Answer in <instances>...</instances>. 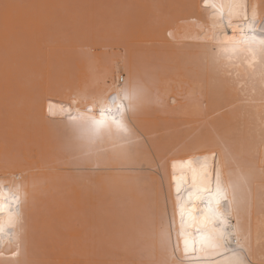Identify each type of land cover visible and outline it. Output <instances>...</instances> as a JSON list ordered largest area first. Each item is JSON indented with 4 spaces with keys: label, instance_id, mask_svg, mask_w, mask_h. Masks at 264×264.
Returning <instances> with one entry per match:
<instances>
[{
    "label": "snow or ice",
    "instance_id": "obj_1",
    "mask_svg": "<svg viewBox=\"0 0 264 264\" xmlns=\"http://www.w3.org/2000/svg\"><path fill=\"white\" fill-rule=\"evenodd\" d=\"M88 7L91 6L0 4L4 100L0 236L6 231H18L20 244L27 226L26 208L37 207L49 192L67 199L73 194L72 189L87 179L88 196H93L104 186L118 187L121 174L136 170L131 162L138 159V153L156 159L140 120L160 111L177 112L174 106L183 98L180 92L183 83L179 80L182 71L191 78L193 74L187 70L195 66L202 73H210L222 87L238 81L249 84L248 89L242 84L241 91L252 108L258 106L264 124V0L258 3L203 0L202 8L208 15L202 17L197 44L201 51L195 57L169 53L163 45L157 51L145 53L136 43L129 16L95 17L93 22L79 11ZM118 7L130 10L140 6ZM57 8L75 10L79 46L51 63L46 87L37 84L32 88L28 126L22 139L10 143V131L17 123L11 110L10 92L23 54L19 43L21 10L42 17L47 10ZM164 23L161 15L156 27ZM167 35L172 37L173 33L169 31ZM172 73L178 77L175 90L169 78ZM52 93L63 98L54 102ZM106 143L107 147H103ZM50 144L59 145L70 158L61 161L59 174L50 182L52 186L47 191H37L36 182L29 183L23 170H38L36 163L30 162L37 161V153L42 161ZM199 152L206 154H196ZM188 154V160L172 164L175 210L180 216L184 255L203 256L180 260L175 255L179 244L169 252L171 239L165 214L160 213L157 218L154 212L150 220L135 226L137 241L133 246L139 247L142 255L152 254L141 264H264V167L260 189L254 192V169L231 149L226 135L216 134L212 140L205 138L190 146ZM139 171L151 172V168L141 167ZM253 208H258L261 216L255 245L251 225ZM4 216H7V228ZM188 225L199 238L198 249L195 239L190 242L187 236ZM157 247L160 259L154 258ZM257 250L259 261L253 259ZM19 251L18 244L13 255ZM169 255L175 256V260L168 259ZM89 264L106 262L90 260Z\"/></svg>",
    "mask_w": 264,
    "mask_h": 264
},
{
    "label": "bare ground",
    "instance_id": "obj_2",
    "mask_svg": "<svg viewBox=\"0 0 264 264\" xmlns=\"http://www.w3.org/2000/svg\"><path fill=\"white\" fill-rule=\"evenodd\" d=\"M89 1L0 0V4L19 3L45 5H87L91 7L86 8L87 10L85 8H81L79 9V11H81L82 13H86L89 19L93 20V22L94 18L98 17V15L103 16L102 18H104L105 13L107 12V8H110V10L117 9L121 11L120 7L119 9L117 8L122 3L121 0H118L121 3H119L117 0H105L106 3L111 1V3H108L110 7H107V4L102 3V1L104 0ZM116 1L119 4H117ZM142 1L140 3H142ZM152 1H154V3H152ZM144 2L145 3H142V7L144 9V12H142V14L146 12L145 15H142L141 12H137L136 15L134 14V16H130L133 19L136 18L134 19L135 22H133L131 28L135 33L136 43L139 46H145V44H141L142 41H146V39L144 38L146 34L143 35L144 31H147L149 34L151 33V31H153L152 33L155 34L154 39H150L157 41L160 46L163 45L164 50L169 53H180L185 54L189 57H195L200 54L201 50L197 47L200 39L198 38V32L201 24L203 23L202 17H206L208 15L203 11V0H144ZM216 2L221 3L226 2V0H216ZM251 2L258 3L259 0H251ZM98 3L99 5H103V7L105 8L104 12L100 11V14L99 12L98 14L96 12L97 10H99V6L95 7L94 5H98ZM136 3H138V0L136 1ZM130 4L127 3V5ZM121 5H125V2ZM152 5H159L162 8H165H160V10L165 11L164 14L160 13L163 11H158V13H160L165 18V23L160 27H156V22L153 25L154 21L152 22L150 20V17L148 18V15L152 12V9H154L153 7H151ZM128 10L129 9H127L126 11V9L122 8V15H119H127ZM74 11V9L57 8L54 10H47V14L42 17H34L29 10H21L19 43L23 54L21 55L18 66L15 69L10 92L11 110L15 113V120L17 122L10 131V143L13 141L18 142L23 138L25 128L29 123L28 112L31 100V90L37 84H40L43 87L47 86V74L49 66L51 65V58L59 60L60 57L62 58L63 51L61 50L64 47L76 48L79 46L75 36L76 22L73 15ZM130 11L133 14L131 9ZM114 14L115 13L112 12L106 13L108 17H113L116 15ZM133 19L132 21H134ZM148 20H150L151 23ZM146 21H148L149 23H147ZM65 22L69 23L70 31L72 33V36L68 37L69 40L67 43H64L62 41L59 42V37L61 34L59 26H61ZM169 31L173 33L172 37H168L167 33ZM147 37L148 36H146V38ZM147 39H149V37ZM153 40H151V42L150 40H147L150 42H148L149 45H151ZM148 43L146 45H148ZM2 47L3 41L2 38H0L1 119L3 116V112L1 111H3L4 107L2 90ZM147 47L149 48V46ZM154 47L156 48V46ZM145 49L147 50V48ZM145 49L143 50L146 53ZM151 49L152 47L150 46V49L147 51L149 53L150 51H155ZM68 50L69 54L72 48ZM59 54L60 57L58 56ZM187 71H190L193 74L191 78H189L183 71L179 74V80L183 83V87L180 88V92L183 94V98L178 101L176 106H174L177 108V112L175 114H170L169 112L160 111L153 114L152 116L141 117L140 126L144 132L145 137L147 138V142H150V145H152L153 150L156 152V159L154 160L150 156L145 157L138 153V159H135L131 162L133 168L136 170L121 174L122 181L118 183V187L109 188L108 186H104L102 190L98 191L93 196H88L89 184L87 179L85 180L83 185H76L72 189L73 194L68 198H70L71 200H77L80 195H85V197L91 199L92 201H95L94 203H91V205L93 204V208H90L91 205L89 206V203H87L88 208L85 207L87 208L86 213L84 211L85 208L82 210V212L84 211L85 213V219L79 215L75 217V215L73 214L76 209L75 206L74 208L72 207L73 211L70 210L72 204H69L70 202H68V204L66 203L70 200L62 198L57 193L49 192L48 197L46 199L40 200L38 206L35 208L28 206L26 208V215L28 218L27 226L21 238L23 241L22 244H20L18 240V231L14 230L11 233H8L6 231L2 236H0V264H46V259H44L43 254L40 253V250L43 246L41 245L38 238L39 234H42L44 236L43 233L48 229L45 228L48 227V222L50 225L47 233H51L50 235H48L49 233H45V235H47V237H50V246L52 247L49 250L44 249L47 253L51 250L58 251V249L61 248L60 245H62V248L64 249V243L59 245L56 242H58L57 239H60V242L63 241V239H65L63 236H65L66 234L68 236L71 235L73 238H76L73 239L74 241H71V246H69L70 243L69 245L66 244L68 247L66 248L65 246V248L68 250L63 253L61 252V250H63L62 248L59 250V253H62H60L61 255H59L58 252H55L58 253L59 256H57L56 261H54L55 263L51 262L52 264H89L90 260L105 261L106 264H113L114 261H119L120 264H141L142 260H147L149 258V255L152 254L142 255L141 249L139 247L133 246L137 241L134 230L138 222L142 223L146 220H150L154 212L157 213V218L160 213L165 214V226L169 228L171 239L169 252H171L172 247L179 244V248L177 249L175 255L179 256L180 260L202 258L203 254L200 253H198L197 255H184V236L180 235V216L178 210H175V185L171 182L173 174L172 164L174 162L179 164L181 161L188 160L190 158L188 154L190 146L199 144L205 138L212 140L215 138L216 134L226 135L231 149L240 157L241 161H243L246 165H250L254 169L252 188L254 192H258L261 186V168L264 167V136H262V129H264V124L261 123V115L258 111V106L257 108H252L248 104L244 92L241 91L242 84H244L246 89L250 87L249 84L245 83L244 81H238L228 87H222L219 81H217L210 73H202L195 66L188 69ZM169 78L174 82L173 90H175L176 82L178 79L177 74L172 73ZM52 95L54 98V102H58L63 98L57 93H52ZM204 112L207 113L206 116L202 115V113ZM162 114L166 116V118ZM158 115L164 118H160L159 116L160 119H157L156 116L158 117ZM163 119H167V124H175L176 120V123L182 120L183 122L185 121L186 124L194 125V127L192 126L193 129H191V132L189 131L190 134L189 132L188 135L185 133V135H187L185 137V135L182 134L183 132L181 133V131H184L186 126L184 127V129H181L179 131L178 129H180V123H178V128L175 126L177 124H172L173 126H171L170 124L168 126L165 125V120ZM159 121L163 122L164 124L160 123V126ZM182 121L180 122L183 124ZM56 123H59L58 118L56 120ZM163 125H165L167 129L163 127ZM1 127L2 130L0 132V155H2L3 151V121L0 122V128ZM170 127L177 128V131H179L180 133L175 136V134H177L175 133L177 132L176 129H170ZM156 128H159L161 130H158ZM163 129L164 134H162ZM168 129L175 133L173 137H170L173 135V133L168 132ZM187 129L185 130L187 131ZM168 133H170L171 135H169ZM181 134L184 137H180ZM153 136L155 139H149V137ZM165 136L169 137V140L167 139L166 141L165 139L164 141L163 139L165 138ZM175 138H179V141ZM182 138L183 140H181ZM152 139L154 140L152 141ZM157 140H163V142L159 143L160 141L158 142ZM161 144L165 147H163ZM103 147H107V143ZM196 154L205 155L206 153L199 152ZM40 155V153H37L36 162H30L36 163V168L38 170L28 172V169L25 168L23 171L27 173V181L29 183H31L33 180L36 182L37 191H40L41 189L47 191L52 186L50 182L54 181L55 177L59 174L57 172V168L61 166V161L66 162V160L70 158V154L63 152L59 145L50 144L48 146V151L44 154V159L42 161L40 160ZM101 159H103V157H101ZM141 167L151 168V172H141L139 171ZM2 174L3 166L2 164H0V175ZM177 174H179V170H177ZM90 175L91 174H85L86 177ZM144 176H147V179H143L142 177ZM81 187L84 188L83 192H81ZM78 200V203H80L81 200ZM85 201L88 200L86 199ZM82 203L83 202H81L79 205L81 206ZM68 205L69 207H67ZM45 207H47L46 213H44L45 211L42 209ZM48 207H50L49 211ZM53 208H56V211H54ZM64 209L68 211L67 214L65 213L66 210ZM42 211L43 214H45V216L43 215V217L41 215ZM71 211L72 215L70 214ZM47 212H49V214ZM82 212L75 214H82ZM67 216L69 217L68 219L66 218ZM49 218L50 220H48ZM77 218H80L81 220L78 221ZM2 219L4 220L5 226L7 228V216H4ZM41 222L45 224L42 225ZM66 222H68L67 225ZM260 222L261 216L259 214L258 208H253L251 214V225L253 230L254 245L256 243V240L258 239L257 230L259 228ZM59 224H62V226ZM76 224L78 225L77 227H75ZM40 225L41 228L44 226V232L43 230L39 231L38 228H40ZM59 229H61L62 231ZM63 229L65 231H63ZM62 232H65L66 234L64 235ZM194 233L195 229L191 225H188L187 236L190 242L195 239V246L198 249L199 238L198 236H195ZM79 237L81 240H90L91 242L95 241L94 243L97 242L95 245L99 244L98 246H100L101 248H104L107 245V248L109 247V249H111V252L108 254L107 252H109V249L107 248H104L105 252L103 251L104 249L102 250V252H100L101 249H99V252L97 253L93 252V254L90 252L93 255H90L91 257H87L88 259L84 261L85 258L83 257V259H81V257L79 256L80 253L77 251L79 250V248H81V245L79 244L81 243V240L79 241V243L77 242V239ZM61 238L63 239L61 240ZM50 239L48 238V240ZM76 242L78 243V245L75 244ZM18 244L20 246L19 254L14 256L13 253L17 251ZM88 244L84 245H86L88 248L90 246V243ZM39 245H41V248H39ZM91 246L93 248L90 249H96L95 246L92 245V243ZM70 247L73 249H71ZM38 248L40 249L39 251ZM69 248L71 251L69 250ZM75 249L76 252H74ZM114 249L119 252L116 251L117 253H113ZM46 252L43 253L45 254ZM55 253L53 252V254ZM53 254H45V256L48 257V255H50L51 257V255ZM116 257L118 259H115ZM49 258H47L49 260L47 261L48 264L50 263ZM154 258H161L158 247L157 251L154 254ZM260 258L261 257L259 255V251L257 250V254L253 257V259L259 261ZM168 259L175 260V256L169 255Z\"/></svg>",
    "mask_w": 264,
    "mask_h": 264
},
{
    "label": "rangeland",
    "instance_id": "obj_3",
    "mask_svg": "<svg viewBox=\"0 0 264 264\" xmlns=\"http://www.w3.org/2000/svg\"><path fill=\"white\" fill-rule=\"evenodd\" d=\"M77 1H78V0H77ZM86 1H87V0H86ZM88 1H89V0H88ZM117 1H118V0H117ZM117 1H116V2H117ZM129 1H130V0H127V3H128V4L131 3L130 5H132V3H133V5H135V4H136L137 6L140 5L139 8L136 7L137 9H135V8H134V9H131L132 12H133V14L131 13L130 10H128V14H127V15H128L129 17H130V16H134V14L136 15L137 12H141V14H142V12H144V9H143V7H142V3H145L144 0H143V1H142V0H138V3H136L137 0H131L130 3H129ZM141 1H142V3H140ZM155 1H156V0H155ZM89 2H91V1H89ZM94 2H95V1H94ZM118 2H119V1H118ZM118 2H117V4H119V3H121V2H122L121 4H124V2H125V5H127L126 0H125V1H124V0H121V2H119V3H118ZM86 3H87V2H86ZM102 3H105V4H107V7H110V6L108 5V3H111V1H109V2L106 3L105 0H104V1H102ZM152 3H154V1H152ZM155 3H157V2H155ZM114 4H115V3H114ZM117 4H116V5H117ZM121 4H120V5H121ZM83 5H84V3H83ZM94 5H95V7H96V6H99V7H98L99 10H97V9L95 8V9L97 10V11H96L97 14H98V12H99V14H100L101 12H104L105 8L103 7V5H101V4L99 5V3H98V5H97V4H94ZM111 5H112V4H111ZM160 5H161V4H160ZM85 6H87V5H85ZM114 6H115V5H114ZM158 6H159V5H158ZM161 6H162V5H161ZM161 6H159V8H154V9H152V12H151L152 14L150 13V14L148 15V18L150 17V20H151L152 22L154 21V22H153V25H154L155 22L157 21L156 19H157L162 13L164 14V12H165V11H163V10H160V8H161V9L164 8V7L162 8ZM116 7H117V6H116ZM112 8H113V7H112ZM117 8L119 9V7H117ZM141 8H142V9H141ZM85 9H86V8H85ZM164 9H165V8H164ZM86 10H87V9H86ZM109 10H110V8H107V12H106V13H110V12H112V13H115L116 15H118V16L122 15V13H121V12H122V8H121V11H120V10H117V9H116V10H115V9H111L110 12H109ZM134 10H135V11H134ZM136 10H137V11H136ZM84 11H85V10H84ZM100 11H101V12H100ZM126 11H127V9H126ZM158 11H159V12H160V11H163V12H160V13H161V14H160V13H158ZM96 12H95V13H96ZM106 13H105V17H104V18H109V17H108L109 14L106 15ZM130 13H131V14H130ZM145 13H146V12H145ZM145 13H143L142 15H145ZM115 14H114V15H115ZM119 14H120V15H119ZM125 14H126V13H125ZM116 15H115V16H116ZM123 15H124V14H123ZM155 15H156V16H155ZM153 16H154V19H153ZM98 17L102 18L103 16H99V15H98ZM111 17H112V16H111ZM113 17H114V16H113ZM135 17H136V16H135ZM151 17H152V18H151ZM156 17H157V18H156ZM130 18H132V17H130ZM132 19H133V18H132ZM134 19H136V18H134ZM134 19H133V20H134ZM150 20H148V21H150ZM148 21H146V22L149 23ZM151 21H150V23H151ZM133 22H135V20H134ZM132 24H133V23H132ZM59 27H60L59 29H60V31H61V34H60V37H59V38H60V39H59V42L62 41V42H64V43H67L68 40H69L68 37H71V36H72V33H71V31H70L69 23L65 22V23H63V24H62L61 26H59ZM59 29H58V30H59ZM152 32H153V31H151V33H152ZM70 33H71V34H70ZM151 33L149 34L147 31H144L143 35L146 34V35L144 36V38L146 39V41H142L141 44H145V46H142V45H140V46H142L141 48H143V49L147 48V50H149V49H150V46H151V47H152L151 50H155V51H157V50H159L158 47L160 46V44L157 43V41L153 40L155 34H154V33L151 34ZM153 34H154V35H153ZM146 36H148L149 39H147L148 37L146 38ZM150 38H153V39H150ZM147 40H150V42H151V40H153L152 43H151V45H149L150 42L147 41ZM146 42H147V43L149 42L148 45H146V44H147ZM51 43H52V41H51ZM157 44H158L159 46H158ZM147 46H149V48H148ZM154 46H156V48H155ZM157 46H158V47H157ZM51 47H52V44H51ZM71 48H72V50H71L70 52H72L73 50L77 49L78 47H76V48L71 47ZM71 48H68V47L65 48V47H64V48L61 50V51H63V52H62V57L65 56V55H67V54H68V51H69L68 49H71ZM154 48H155V49H154ZM51 49H52V48H51ZM143 49H142V50H143ZM58 50H59V49H58ZM147 50L145 49L146 53H149ZM143 51H144V50H143ZM150 52H151V51H150ZM59 53H61V52H59ZM58 56L60 57V54H59ZM54 57H55V56H54ZM60 58H61V57H60ZM53 60H55V59H52V58H51V63L53 62ZM2 101H3V100H2ZM0 103H1V102H0ZM2 104H3V103H2ZM0 106H1V105H0ZM1 112H3V111H1ZM1 114H2V113H1ZM158 114H159V113H158ZM160 115H161V114H160ZM160 115H158V117L156 116V118H157V119L164 118V117L166 118V116H164L163 114H162V115H163L164 117H162V116H160ZM159 116H160V118H159ZM163 120H165V121H164L165 125H168V126H169V125L171 124V126H173L172 124H174V123H168V124H167V123H166V122H168V121H166L167 119H163ZM163 120H161V121H163ZM179 120H180V119H179ZM179 120H178V121H179ZM1 121H2V119L0 118V122H1ZM161 121H159V124H160V123H161V124L163 123V122H161ZM170 121H171V120H170ZM176 121H177V120H176ZM176 121H175V124H177V125L174 124L176 127L178 126V123L182 124V123L180 122V121H182V120H180L178 123H176ZM171 122H172V121H171ZM182 122H183V121H182ZM164 123H163V124H164ZM161 124H160V126H161ZM180 124H179V128H180V129H178L179 131H180L181 129H184L185 126H186L185 129L188 128L187 131H186L185 129H184V131H183V130L181 131V133L183 132L182 134H184V135H185V133L188 135V132H189V131L191 132V129H193V127H194V125H192V124H186L185 121L183 122L182 125H180ZM165 125H163V127H165ZM168 126H167V127H168ZM187 126H189V127H187ZM190 126H191V127H190ZM192 126H193V127H192ZM181 127H182V128H181ZM165 128H166V127H165ZM173 128H175V127H170V129H173ZM177 128H178V127H177ZM177 128H175L176 131H177ZM156 129L161 130V129H159V128H156ZM166 129H167V128H166ZM166 129H165V130H166ZM170 129H168L167 131L173 133V131H171ZM1 130H2V127L0 128V132H1ZM167 131H165V132H167ZM179 131L175 132V133H177V134L173 133V135L170 136V137H173L174 134H175V136L178 135V133H180ZM185 131H186V132H185ZM160 132H161V131H160ZM190 132H189V134H190ZM192 132H193V131H192ZM156 133H157V132H156ZM0 134H1V133H0ZM158 134H159V132H158ZM160 134H161V133H160ZM162 134H164V129H163V131H162ZM168 134L171 135L170 133H168ZM182 134H181L180 137H184V136H182ZM165 135H166V134H165ZM187 135H185V137H186ZM0 136H1V135H0ZM154 136H155V135H154ZM154 136H153V137H149V139H150V138H154ZM156 136H157V134H156ZM158 136H159V135H158ZM163 137H164V136H163ZM161 138H162V137H161ZM168 138H169V137L165 136V138H164L163 140L165 141V139H166V141H167ZM154 139H155V138H154ZM154 139H152V141H153ZM170 139H171V138H170ZM175 139H178V141H179V138H175ZM175 139H173V140H175ZM163 140H161V141L159 140L160 142H159L158 140H157V141H158L159 143H162ZM168 140H169V139H168ZM181 140H183V138H182ZM152 141H151V142H152ZM170 141H172V140H170ZM170 141H169V142H170ZM0 142H1V141H0ZM173 142H174V141H173ZM2 143H3V141H2ZM148 143L150 144V142H148ZM152 143H153V142H152ZM154 143H156V142H154ZM176 143H177V142H176ZM178 143H180V142H178ZM164 144H165V143H164ZM172 144H174V143H172ZM161 145H162V144H161ZM167 145H168V143H167ZM0 146H1V143H0ZM162 146L165 147L164 145H162ZM159 147H160V146H159ZM159 147H158V148H159ZM0 148H1V147H0ZM0 150H1V149H0ZM164 150H165V148H164ZM70 197H71V196H70ZM68 199H69L70 201H67V202L65 201V202H66L67 204H68V202H70L69 204H72L70 210H72V207L74 208V206H75L76 209L78 208L77 210L75 209V212L73 213V214L75 215V217H76L77 215H79V216L83 217L84 219H85V213H86V211H87L86 209L88 208V207H87V206H88L87 203H89V206H90L91 203H94V202H95V201H92L91 199L85 197V195H80V197L78 198V199L81 200V202H83V203L81 204V206L79 205L81 202L78 203V201H79L78 199H77V200H75V199H74V200H71L70 198H67V200H68ZM86 199H87L88 201H85ZM82 200H83V201H82ZM85 203H86L87 205H86ZM77 204H78L79 206H78ZM65 205H66V204H65ZM65 205H64V206H65ZM84 205H86V206H84ZM50 206H51V205H50ZM62 206H63V205H62ZM76 206H78V207H76ZM67 207H69V205H68ZM85 207H87V208H85ZM84 208H85V210H84L85 213H84V211L82 212V210H83ZM90 208H93V204L90 206ZM42 209L45 211L44 213H46L47 207L42 208ZM53 209H54V208H53ZM57 209H58V208H57ZM79 209H80V211H79ZM49 210H50V207H48V211H49ZM64 210H66V209H64ZM68 210H69V209H68ZM54 211H56V208L54 209ZM72 211H73V210H72ZM72 211L70 212V214L72 213ZM52 212H53V211H52ZM62 212H65V211H62ZM81 212H82L83 215H82V214H75V213H81ZM47 213L49 214V212H47ZM59 213H60V212H59ZM65 213L67 214L68 211L66 210ZM62 214H63V213H62ZM66 214H65V215H66ZM41 215H42V217H43V215L45 216V214H43V211L41 212ZM71 215H72V214H71ZM71 215H69V216H71ZM46 216H48V215H46ZM61 216H63V215H61ZM79 216H78V217H79ZM72 217H73V216H72ZM72 217H71V218H72ZM81 217H80V218H81ZM66 218L68 219L69 217L67 216ZM80 218H79V219L77 218V220H78V221L81 220ZM61 219H62V218H61ZM74 219H75V218H74ZM74 219H73V220H74ZM48 220H50V218H49ZM41 221H43V220H41ZM65 221H66V220H65ZM45 222H46V221H45ZM69 222H72V221H69ZM75 222H76V221H75ZM80 222H81V221H80ZM61 223H62V222H61ZM63 223H64V222H63ZM67 223H68V222H66V225H67ZM41 224L44 225L45 223H42V222H41ZM47 224H48V227H45V228H48V229H47V231H48V230H49V225H50V224H49V222H48ZM70 224H71V223H70ZM77 224H78V223H77ZM77 224H76L75 227L78 226ZM80 224H81V223H80ZM59 225L62 226V224H59ZM73 225H74V224H73ZM45 226H47V225H45ZM39 227L41 228V225H40ZM57 227H59V226H57ZM73 227H74V226H73ZM73 227H71V228H73ZM40 228H38L39 231H42V230H43V232H44V230H45V229H43L44 226H43L41 229H40ZM60 228H61V227H60ZM64 229H65V228H64ZM64 229H63V231H65ZM66 229H68V228H66ZM59 230H61V229H59ZM47 231L43 233L44 236H43L42 234L40 235V234L38 233V234H39V238H38V239L40 240L41 245L44 247V248L42 247L43 250H42V249L40 250L39 248H41V247H40L41 245H39L38 251L40 250V253L43 254L44 259H46V264H48L47 261H49V260H48L47 258H49L50 255H48V257H47V256H45V254H53V252H54V253H55V252H58V253H59V250L62 248V245H60V244L64 243L65 245H63V246H64V249H65V250H64L63 248H62L63 250H61V252L63 253V252H65L66 250H68V249H66V248L68 247L67 245H69V243H70L69 246H71V241H74L73 239H76V238H73L71 235L68 236L65 232H64V233L62 232L64 235H65V234L67 235V236H66V235H65V236L62 235V236H63L65 239H68V240H65V239L61 238V240L63 239V241L60 242V239H57L58 242H56V243H58V244L61 246V248H59L58 251H57V250H56V251H55V250H54V251L51 250V251H49V252H51V253H49V252L47 253L45 250H49V249L52 247V246H50V245H51V243H50V242H51L50 237H47V235H45V233H47ZM61 231H62V230H61ZM48 233H49V234H48ZM48 233H47V234L50 235L51 232H48ZM36 234H37V233H36ZM36 236H37V235H36ZM43 237H44V238H43ZM66 237H67V238H66ZM71 237H72V238H71ZM48 238H49L50 240H48ZM46 239H47V240H46ZM86 239H87V238H86ZM80 240H81V239H80V237H79V238L77 239V242L79 243ZM87 240H88V239H87ZM44 242H45V243H44ZM77 242H76L75 244L78 245ZM94 242H95V241H94ZM94 242H93V241L91 242L90 240H88V241L81 240V243H82V244L79 243V244L81 245V246H80L81 248H79V250H77V251L80 253V255H79V254H78V255L81 257V259H83V257H84V258H85L84 261H86V259H88L90 255L92 256L94 253L99 252V249H101L100 252H102V250H103L104 248H107V245H106V247L101 248L100 246H98L99 244H98V245H95L97 242H96V243H94ZM43 243H44V244H43ZM49 243H50V244H49ZM88 243H90V246L87 248V246L84 245V244H88ZM91 243H92L93 246H95V248L97 249V251H96V249H90V248H93V247L91 246ZM98 243H99V242H98ZM66 244H67V245H66ZM75 244H74V245H75ZM45 245H46V246H45ZM56 245H57V244H56ZM72 245H73V243H72ZM82 245H84L85 247L82 246ZM88 245H89V244H88ZM65 246H66V248H65ZM53 247H54V246H53ZM55 247H56V246H55ZM57 247H58V246H57ZM74 247H75V246H74ZM76 247H78V246H76ZM70 248H71V247H70ZM70 248H69V250H70ZM44 249H45V250H44ZM71 249H73V248H71ZM107 249H109V247H108ZM81 250H82V251H81ZM52 251H53V252H52ZM70 251H71V250H70ZM103 251L105 252V249H104ZM116 251H117V250L114 249L113 253H117V252H119V251H117V252H116ZM43 252H46V253L44 254ZM61 252H60V253H61ZM74 252H76V249H75ZM81 252H82V255H81ZM83 252H84V254H83ZM90 252H91V253L94 252V253L91 254ZM106 252H107V251H106ZM110 252H111V249H109V252H107V253L109 254ZM58 253H55V254L51 255L52 258H51V257L49 258V259H50V263H49V264L55 263L54 261H56L57 256H59V255L62 254V253H61V254L59 253V255H58ZM89 253H90V254H89ZM76 254H77V253H76ZM55 255H56V256H55ZM91 256H90V257H91ZM87 257H88V258H87ZM115 259H118V258L116 257ZM51 262H52V263H51ZM44 264H45V263H44Z\"/></svg>",
    "mask_w": 264,
    "mask_h": 264
}]
</instances>
